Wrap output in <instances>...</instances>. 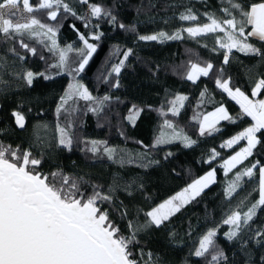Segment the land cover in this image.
Instances as JSON below:
<instances>
[{
  "label": "snow or ice",
  "instance_id": "snow-or-ice-1",
  "mask_svg": "<svg viewBox=\"0 0 264 264\" xmlns=\"http://www.w3.org/2000/svg\"><path fill=\"white\" fill-rule=\"evenodd\" d=\"M73 2L80 6H87V11L78 13ZM0 0V40L15 41L22 49L33 55L37 49L25 42L28 39H36L47 52L51 53L52 62L46 57L40 56L45 61V68L35 72L25 69L22 72H12L10 75L23 81L27 86H32L34 80L42 77L51 80L53 76L67 75L69 83L60 95L56 107V113H66L64 122L59 120L55 126V140L57 146L71 150L78 137L73 132L75 127L73 114L79 112L76 107L78 101L87 102V110L99 115L111 102L112 97L105 94L94 96L89 88L80 79L81 73L86 69L94 53L97 52L99 41L105 35L100 30V24H93V19H107V23L113 27H119L126 32L135 33L137 41H157L163 43L170 40H181L186 33L189 38L196 39L212 35L214 37L212 52L223 50V65L231 62L232 52L236 50L245 55L260 57L258 65H264V0H223L217 15L215 11H205L198 15L192 7H185L180 12V21L193 22L191 26L180 27L171 33L160 30L152 34H140L136 24L119 22L113 10L102 3L93 0ZM37 11H46L50 21H59L61 17L68 16L83 23L87 35L80 32L75 24L71 25L77 33V39L81 42L76 47L75 42L61 46L57 41V35L61 23H44L36 15ZM139 12L140 9H137ZM206 18L201 23L199 17ZM250 29V30H249ZM255 39L260 43L250 42ZM208 47L207 44L203 45ZM16 58L25 59L16 48L7 49ZM121 46L114 45L110 50L104 64L107 65L112 57L119 56ZM134 49L127 48L122 51V57L118 63H112L110 69H105L97 76L98 81L110 83V77L119 76L126 66L125 62L133 55ZM74 54L76 59H72ZM6 60L0 56V70L6 67ZM257 65L248 68L252 72ZM159 70V66L155 71ZM153 71V75L155 71ZM174 74L179 72L181 79L197 83L202 77L214 79L215 87L222 94L234 101L239 106V112L233 116L225 107L223 100L216 102L210 95L207 86L199 93L197 108L207 103L213 104L211 111H194L191 120L198 125L199 136H211L220 132L221 122L226 121L235 124L250 118L251 123L240 131L225 139L221 148H232L241 141L246 144L227 158H222L221 167L227 175L238 165L242 167L235 171L232 179L228 180L224 187V197L229 201L222 220L214 227H209L198 238L195 250L190 254L202 257L205 264H221L227 257L223 249L217 244L218 229L222 225L228 226L224 236L229 240H239L242 251L250 242L264 245V224L253 227L258 210H264V163L253 160L249 165L243 166L244 161L254 155V150L262 141L258 133L264 135V73H256V78H250L251 94H247L240 86L233 83L231 76L225 75L223 67L217 69L210 60H188L173 68ZM0 85L8 87L9 81L3 79L0 72ZM119 81L112 87H119ZM2 90V89H0ZM118 99V98H117ZM189 96L176 93L172 98L165 99L155 111L163 118L158 126L159 131L154 136L151 145H143V152L135 155L126 149L108 146L106 140H89L84 138L79 142L84 144L82 152H90L93 156L101 154L109 161L118 163L121 167L126 164H135L140 168L160 166L161 160L151 156L152 150L159 145L171 144L179 141L184 147H191L197 143L188 135L185 129L173 120L168 119L169 113L173 117L180 114L185 108ZM151 108V106H148ZM165 108L167 109L165 111ZM142 109L133 105L129 109V115L125 117L133 125ZM18 128L24 129L26 124L25 114L19 110H13ZM47 124L34 126L35 139L29 147L23 148L17 144H6L0 141V264H164L162 258L151 249H147L146 243L140 241V234L146 233L152 227L160 228L171 218L179 213L186 205L194 201L210 184L215 182L216 170L210 169L203 175L192 179L179 191L167 196L158 203L150 205L147 210L136 206L135 214L118 193L123 191L131 197L137 189H143V184H137L136 178H131L124 183L118 174L113 175L112 182L107 186L86 179V175L67 173L61 167L54 170L42 171L44 161V149L49 147L45 139L39 135L41 128H48ZM4 129H0V132ZM121 135L124 133L121 131ZM39 148V155L35 149ZM209 160L220 157L215 148L209 150ZM172 152H166L163 160L173 156ZM207 162V161H206ZM258 181L253 187V192H258V198L248 202L249 193L241 198L234 206L230 204V198L238 194L242 188L244 178H253L257 175ZM90 189V191H89ZM146 201L152 197L146 196ZM107 205V207H105ZM246 208V210H245ZM141 214L144 217L140 221ZM119 221H127L126 230H122ZM174 238L176 233L169 232ZM135 249V251H133ZM250 264V253L246 252ZM264 261V255L261 256ZM185 264L187 262L185 261Z\"/></svg>",
  "mask_w": 264,
  "mask_h": 264
},
{
  "label": "trees",
  "instance_id": "trees-1",
  "mask_svg": "<svg viewBox=\"0 0 264 264\" xmlns=\"http://www.w3.org/2000/svg\"><path fill=\"white\" fill-rule=\"evenodd\" d=\"M37 0H32L35 4ZM73 2V0H70ZM93 2L102 3L113 10L119 22L125 24H136L137 32L140 34H152L160 30L171 33L177 28L191 26L193 22L180 21L178 16L185 7H192L198 15L205 11H215L217 15H223L219 8L223 0H93ZM73 6L78 13L87 11V6H80L73 2ZM137 9H140L138 12ZM44 23H61L57 35L58 43L63 46L75 42L76 47L81 46L77 39V33L70 27L75 24L76 28L87 35L83 23L75 18L68 16L59 21H50L47 18L46 11H37L34 13ZM200 22H206V18L199 17ZM99 23L100 30L105 33L98 42V50L94 53L86 69L81 73L80 79L89 88L94 96H103L105 94L112 97L111 102L99 115L93 114L87 110V102L80 100L76 104L79 112L73 114L72 119L75 127L73 132L78 137L71 150L62 146H57L55 140V126L57 121L64 122L67 118L66 113L59 116L56 113L57 103L60 95L64 92L69 83L67 75L53 76L51 80H44L42 77L34 80L32 86H27L23 81L14 79L10 73L22 72L25 69H32L35 72L42 71L45 68V61L40 59L43 55L49 63L52 62L51 53L47 52L42 44L36 40L25 37V42L37 49V54L27 52L22 49L15 41L0 40V56L4 57L7 64L3 70H0L3 79L9 81L8 87L0 85V141L13 146L19 144L23 148L29 147V144L35 139L33 135L34 126L47 124L48 128H41L39 135L47 141L49 147L44 149V161L42 171L54 170L57 167L63 168L67 173H76L86 175V179L107 186L112 182L113 175H119L123 178L120 183H124L131 178H136L137 184H143V189H137L131 197L123 191L119 192L120 200L132 209L134 215L135 207L147 208L160 202L167 196L190 183L210 169L216 170L215 182L210 184L199 197L186 205L179 213L173 216L170 222H166L160 228L152 227L146 233L140 234L142 244L146 243L147 249L157 253L164 264H205L202 257H195L190 253L195 250L198 238L209 227H214L219 223L229 208V201L224 197V187L228 180L232 179L235 171L227 175L221 167L222 158H227L234 151L239 150L246 144L241 141L239 145L232 148H221L222 142L231 135L240 131L243 127L251 123L250 118H244L243 121H237L231 124L226 121L221 122V131L211 136H199L198 125L191 120L194 111H211L212 103H207L201 108H197V100L200 91L207 86L210 97L219 102L223 100L229 113L235 116L239 112V106L231 101L226 94H222L216 89L214 79L202 77L197 83L181 79L179 72L174 74L173 68L186 63L188 60H210L216 68L221 67L225 70L226 76L233 78V83L240 86L247 94H251L250 78L254 80L256 73H264V65H258L260 57L249 54L245 55L233 50L231 62L223 65V50L212 52L210 49L214 44V37H200L199 43L196 39L189 38L186 33L181 40H170L163 43L157 41H137L135 33L126 32L119 27H113L107 23V19H93V24ZM250 30V29H249ZM250 42L260 46L261 42L252 39ZM207 44L208 47L203 45ZM114 45L121 46L119 56L112 57L111 61L105 65L104 61L108 57L110 50ZM15 47L16 51L25 57L23 61L16 58L7 49ZM127 48H133L134 53L125 62L126 66L121 70L119 76L110 77V83L102 80L98 81L97 76L105 69H110L112 63H118L122 57V51ZM72 59H76L74 54H70ZM159 66V70L155 71ZM257 65L252 72H247L248 68ZM152 69L155 71H149ZM119 81V87H112ZM176 93L189 96L186 106L180 114L173 117L171 113L167 118L173 120L176 124L183 127L188 135L197 143L191 147H184L179 141L171 144L159 145L152 150L151 156L154 159L161 160L160 166L149 168H140L135 164H126L121 167L118 163L109 161L106 156L98 154L93 156L90 152H82L84 144L79 141L87 138L89 140H106L108 146L126 149L135 155L143 152L144 148L137 141H142L143 145H151L154 136L159 131V125L163 118L158 115L155 109L161 106V102L170 99ZM261 96L260 98H263ZM118 98V99H117ZM137 105L142 112L137 117L133 125L125 119L129 115V109ZM148 106H151L149 108ZM13 110H19L25 114V128H18L14 117L11 115ZM167 109L165 108V111ZM123 131L124 135H121ZM261 144L257 145L254 155L244 161L243 166L249 165L253 160H260L264 163V135H261ZM215 148L221 155L214 161L209 160V150ZM37 155L40 149H35ZM166 152H172L174 155L166 161L162 158ZM207 161V162H206ZM258 181L257 175L253 178H244L242 188L234 198H230V204L235 205L241 198L249 193L248 202L258 198V192L252 189ZM90 191V189H89ZM152 197L151 201H146L145 197ZM107 207V205H105ZM246 210V208H245ZM122 230H126L127 221H119ZM144 217L141 214L140 221ZM264 224V210H258V216L255 218L253 227ZM176 233L174 238L169 236V232ZM228 231V226L222 225L218 229L216 242L223 249L226 261L221 264H245L249 260L250 264H264L261 256L264 255V245L250 241L246 246V251L241 250L240 241H229L224 232ZM135 251V249H133Z\"/></svg>",
  "mask_w": 264,
  "mask_h": 264
},
{
  "label": "rangeland",
  "instance_id": "rangeland-1",
  "mask_svg": "<svg viewBox=\"0 0 264 264\" xmlns=\"http://www.w3.org/2000/svg\"><path fill=\"white\" fill-rule=\"evenodd\" d=\"M33 40H36V39H33Z\"/></svg>",
  "mask_w": 264,
  "mask_h": 264
},
{
  "label": "crops",
  "instance_id": "crops-1",
  "mask_svg": "<svg viewBox=\"0 0 264 264\" xmlns=\"http://www.w3.org/2000/svg\"><path fill=\"white\" fill-rule=\"evenodd\" d=\"M264 98V97H263Z\"/></svg>",
  "mask_w": 264,
  "mask_h": 264
}]
</instances>
